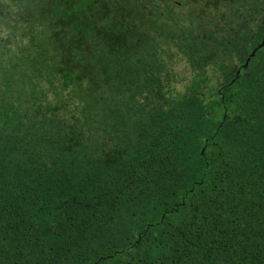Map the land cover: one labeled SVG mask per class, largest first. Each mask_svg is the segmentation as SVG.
<instances>
[{"label": "trees", "instance_id": "16d2710c", "mask_svg": "<svg viewBox=\"0 0 264 264\" xmlns=\"http://www.w3.org/2000/svg\"><path fill=\"white\" fill-rule=\"evenodd\" d=\"M5 1L53 29L23 76L62 101L13 113L0 93V264H264V92L237 81L264 19L203 33L195 50L240 36L242 51L262 31L231 78L181 90L137 77L145 19L128 0Z\"/></svg>", "mask_w": 264, "mask_h": 264}, {"label": "rangeland", "instance_id": "374dc122", "mask_svg": "<svg viewBox=\"0 0 264 264\" xmlns=\"http://www.w3.org/2000/svg\"><path fill=\"white\" fill-rule=\"evenodd\" d=\"M219 2L216 8L214 0H128L126 6L129 5L141 14V19H145L140 32L145 30L146 38L142 51L137 53V65L142 72L137 77L142 78L148 73L156 72L179 89L185 90L195 82L213 83L222 81L224 77L231 78L238 65L245 61L249 64L250 58L255 54L251 55L252 51L261 43L262 31L257 33L256 26L253 29L250 26L247 28L251 37L248 32L243 34V42L249 40L250 43L242 47V51L235 50V41L241 39L240 36L231 37L230 41L219 44L210 41L199 48L195 46L197 49H194L193 44L199 43L205 32H214L216 40L220 41V36H230L229 26L240 30L241 15L246 20L253 19L257 23L264 19V0ZM0 4L5 8L0 14V93L6 98L4 102L13 113H20L33 104L31 98L39 92L42 93V98L39 97L42 106H53L62 101L55 81L42 75H31L30 78L23 76L28 69L23 63L26 54H32L39 46L45 50V57L51 54L52 44L49 38L53 29L22 17L23 11L10 7L11 3L8 1L0 0ZM136 31V28L130 30L132 35ZM244 31L242 29L240 33ZM31 39H34V44H31ZM214 51L218 56L208 60V54ZM10 77L15 80L14 85L19 87L18 91H23V97L17 94V87L14 85L12 94L8 92L9 86H6L5 80ZM237 81L242 92L254 91L256 99L262 97L264 52L259 60L247 65L244 74ZM31 119L35 121V118Z\"/></svg>", "mask_w": 264, "mask_h": 264}, {"label": "water", "instance_id": "95a60500", "mask_svg": "<svg viewBox=\"0 0 264 264\" xmlns=\"http://www.w3.org/2000/svg\"><path fill=\"white\" fill-rule=\"evenodd\" d=\"M262 45H263V43H262Z\"/></svg>", "mask_w": 264, "mask_h": 264}]
</instances>
